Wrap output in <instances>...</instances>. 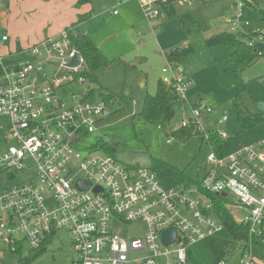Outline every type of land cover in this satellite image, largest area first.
<instances>
[{
    "label": "built area",
    "instance_id": "built-area-1",
    "mask_svg": "<svg viewBox=\"0 0 264 264\" xmlns=\"http://www.w3.org/2000/svg\"><path fill=\"white\" fill-rule=\"evenodd\" d=\"M137 1L150 23L167 9H190L195 2ZM244 8L245 2L236 0L227 24L264 58V28L245 21ZM78 34L72 27L4 53L10 36L0 26V167L13 177L32 172L0 190V252L17 253L21 245L37 251L66 231L80 257L77 264H189L188 249L225 228L211 198L221 196L230 201L229 210L244 211L242 218H233L248 230L249 240L230 254L240 252L238 264H258L256 250L264 247V137L230 155L219 156L211 148L205 175L194 190L167 189L151 169L122 166L110 155L82 158L75 150L80 135L98 131L113 109L104 99H94L86 58L74 40ZM49 66L54 70L47 73ZM161 82L175 90L186 108V94L194 85L186 69L168 61ZM190 111L180 127H194L209 142L213 130L203 119L213 108L199 101ZM218 135L228 139L225 132ZM78 182L91 187L80 189ZM135 221L145 224V235L125 237L123 224ZM170 228L176 239L165 246L162 234ZM216 264L230 263L222 259Z\"/></svg>",
    "mask_w": 264,
    "mask_h": 264
},
{
    "label": "rangeland",
    "instance_id": "rangeland-1",
    "mask_svg": "<svg viewBox=\"0 0 264 264\" xmlns=\"http://www.w3.org/2000/svg\"><path fill=\"white\" fill-rule=\"evenodd\" d=\"M235 1L195 0L192 8L179 6L175 17L163 11L152 23L146 19L137 0H92L86 4L87 11H93V17L79 24V30L88 33L92 43L110 63L109 67L94 73L97 82H89L88 86L95 91V101L104 99L106 94L114 99L109 102L113 115L103 120L99 130L80 135L75 150L82 158L90 154L110 155L122 166L151 170L155 162H162L185 173L187 180L179 185L180 189L194 190L205 175L211 149L200 134L184 142L167 136V132L180 126L182 118L191 116L190 107L197 100L214 110L204 118L211 121L205 123L206 126L227 134L226 155L264 137V123L242 132L234 109L238 99L243 110L260 114L264 119V111L259 112L257 107L259 103L264 104V58L259 59L253 53L247 67L237 71L228 66L234 52L232 47L208 44L215 35L232 34L227 20L233 16ZM255 1L259 11L246 2L244 19L252 27L264 28V21H261L264 0ZM1 10L10 14V28L5 25L2 28L9 31L14 43L18 39L22 48L31 47L36 39L68 29L72 25L70 19L74 18L72 8H67L65 0H6L3 7L0 4ZM182 21L186 28L182 27ZM176 51L181 57L170 58ZM169 60L182 65L193 77L194 85L186 94L187 110L183 112L181 107L177 108L173 121L163 126L149 122L139 114L145 97L156 94L162 70ZM53 70L49 66L47 73ZM224 117L227 118L225 122L222 121ZM103 140L109 142L105 147H101ZM110 150L116 152L110 153ZM30 173L29 170L13 177L0 167V190L25 181ZM230 210L237 218L244 215L242 209ZM145 230V224L140 221L123 224L125 237L144 236ZM189 250L200 264L214 263L205 241L192 245ZM239 256L240 252H236L228 261L235 264ZM79 260L71 236L66 231H59L33 264H77ZM261 261L264 264V260ZM257 263H260L258 258ZM0 264H19V255L0 252Z\"/></svg>",
    "mask_w": 264,
    "mask_h": 264
},
{
    "label": "trees",
    "instance_id": "trees-1",
    "mask_svg": "<svg viewBox=\"0 0 264 264\" xmlns=\"http://www.w3.org/2000/svg\"><path fill=\"white\" fill-rule=\"evenodd\" d=\"M49 1V0H42ZM245 3L247 2L250 6H253L257 11H259V4L255 2H251L250 0H243ZM92 0H78V7H82L86 4H90ZM170 17H174L175 13L171 9H167ZM264 15V11L262 10ZM92 11H89L85 14H80L78 16L77 21L72 24L71 27L78 28L79 24L87 21L92 17ZM264 20V19H263ZM182 27L186 28L187 25L185 22H181ZM74 39L77 47L81 50L83 55L86 58L88 72L87 77L90 82H97L94 73L103 68L109 67L110 63L103 56V54L99 51V49L92 43L91 39L87 34L80 32ZM208 44L210 46L214 45H223L230 46L234 49V52L231 54L230 59L228 60L229 68H233L237 71H243L245 67L248 65V61L253 54L252 48L248 45V43L244 39H240L235 34H227L223 33L220 35H215L211 39L208 40ZM181 57V56H180ZM170 58L176 59L178 57H173L170 55ZM177 62V61H176ZM94 90V89H93ZM93 94V91L91 92ZM113 96L106 94L104 96V100L108 103L112 101ZM179 96L171 87L166 86L161 82V80L157 84V91L155 95H147L143 102L142 110L139 114L140 117L149 121V122H158L163 124V126L169 125L176 116L177 108L181 107L184 112L183 106ZM234 109L237 113V118L239 124L241 126L242 132H246V130L254 128L255 126L264 123V119L260 116V114H252L248 110H243L239 105V100L237 99L234 102ZM167 136H170L174 139H178L184 142L191 140L194 136H196V132L194 127L189 128H181L178 126L173 130H169L167 132ZM203 142L205 141L202 137ZM227 140L223 139L218 135V131H213L211 135L210 141L206 142L219 156H224V151L227 146ZM103 142V141H102ZM106 143H103L101 147H105ZM114 150H110V153H113ZM156 174L158 175L162 185L167 188H180L179 185L183 184L184 181L187 180V176L185 173H182L178 169L173 166L164 164L162 162H155L151 167ZM152 170V171H153ZM201 182V181H200ZM198 183V185L200 184ZM215 206L213 207L214 215L221 221L224 225V230L219 235L209 238L205 241V245L209 254L211 255L214 263L221 261L226 258L227 255H230V251L235 250V247L239 243L247 242L249 240L247 227L238 224L235 222L233 215L230 210L226 207L230 201L222 198L221 196L211 197ZM259 245V243H257ZM45 250V245L43 248L37 251H33L26 246L21 245L17 251L19 255V264H33L36 260H38L41 255H43ZM259 259L264 260V247L259 246L255 253ZM188 263L189 264H200L195 260L190 250L187 252Z\"/></svg>",
    "mask_w": 264,
    "mask_h": 264
},
{
    "label": "crops",
    "instance_id": "crops-1",
    "mask_svg": "<svg viewBox=\"0 0 264 264\" xmlns=\"http://www.w3.org/2000/svg\"><path fill=\"white\" fill-rule=\"evenodd\" d=\"M66 1V5H67V8H72V11H73V13H74V18H72V19H70V23L71 24H74L77 20L75 19L76 18V16H77V19H78V16L80 15V14H85V13H88L89 11H87V8H85V6L86 5H84V6H82V7H79V9H77V11H76V4H77V2H78V0H65ZM251 2L253 1V2H255V3H257V1H255V0H250ZM6 3V0H0V4L2 5V7H3V5ZM138 4H139V2H138ZM258 4V3H257ZM139 6H140V4H139ZM251 7H253V6H251ZM75 8V9H74ZM141 8V7H140ZM177 9L178 8H174V9H171V12L173 11L174 13H175V15H174V17L177 15ZM90 11H92V10H90ZM170 11V10H169ZM92 14H93V11H92ZM166 14H168L169 15V13L167 12ZM0 15H1V19H2V23H1V19H0V26H1V28L2 27H4V25L5 26H7V29H9L10 28V14L8 13V12H5V11H0ZM115 15V14H114ZM92 17H93V15H92ZM91 17V18H92ZM90 18V19H91ZM90 19H88V20H90ZM263 19H264V17H263ZM261 20V21H264V20ZM87 20V21H88ZM86 22V21H85ZM83 23V22H82ZM82 23H80V24H82ZM70 25V24H69ZM69 25H67V27L66 28H68L69 27ZM72 26V25H71ZM258 27H262V26H258ZM65 28V27H64ZM4 28H2V30H3ZM13 29V28H12ZM4 30H6V29H4ZM78 30H79V27H78ZM7 31V30H6ZM80 31V30H79ZM9 32V31H8ZM13 32V31H12ZM11 32V33H12ZM61 31H59V32H57V33H55V34H51V36H55V35H58L59 33H60ZM80 32H82V31H80ZM84 33V32H83ZM87 35H88V33H86ZM234 34V33H233ZM236 35V34H235ZM88 37H89V35H88ZM239 37V36H238ZM90 38V37H89ZM241 40H242V38L241 37H239ZM44 38H40V39H36V41H34L35 42V44H37V43H39L40 41H42ZM17 41V43H14V39H12V37L10 36V42L6 45V47L3 49V52L4 53H7V52H13V51H15V50H20L22 47H19V40L17 39L16 40ZM95 44V43H94ZM27 48H29V47H27ZM22 49H25V48H22ZM253 50V49H252ZM176 52H179V51H176ZM180 53V52H179ZM253 53L255 54V52H254V50H253ZM172 55V54H171ZM180 56H181V53H180ZM179 56V57H180ZM169 61H172V60H169ZM256 61H258V60H256ZM174 62V61H173ZM177 63V62H176ZM189 75H190V73H189ZM191 76V75H190ZM193 78V77H192ZM143 87L145 86L144 84L142 85ZM114 99V98H113ZM113 101V100H112ZM199 101H202V100H197V102L196 103H198ZM135 103V102H134ZM196 103H195V105H196ZM184 110V112L187 110V107L185 108V109H183ZM259 110V109H258ZM259 112H262V111H260L259 110ZM206 120V119H205ZM204 119H203V121H204V125H205V127L207 128V129H209V130H213V131H218L217 130V128L216 127H207L206 126V124L205 123H210L211 121L210 120H207V121H205ZM214 123H215V121H213ZM225 122V121H224ZM217 124V123H216ZM259 139V138H258ZM242 146V145H241ZM240 146V147H241ZM210 147V146H209ZM210 149H211V147H210ZM225 152V151H224ZM224 155H226V154H224ZM154 172V171H153ZM155 173V172H154ZM158 176V175H157ZM196 186H198V184L196 185ZM231 211V210H230ZM232 214V213H231ZM233 215V214H232ZM50 240H48L47 241V243L49 242ZM257 251V250H256ZM234 256V254H230V255H227V257L226 258H224V259H228V260H230L231 259V257H233ZM257 258H258V260H259V264H263V263H261L262 261H261V259H259V257L258 256H256ZM239 259H240V256H239V258H238V260L236 261V263L235 264H238V262H239ZM230 263V262H229Z\"/></svg>",
    "mask_w": 264,
    "mask_h": 264
},
{
    "label": "water",
    "instance_id": "water-1",
    "mask_svg": "<svg viewBox=\"0 0 264 264\" xmlns=\"http://www.w3.org/2000/svg\"><path fill=\"white\" fill-rule=\"evenodd\" d=\"M172 56L173 57H179L180 53L179 52H174V53H172ZM74 65H77L76 59H74ZM257 107H258V109L260 111H262V112L264 111V104L263 103H259ZM114 152H116V150H114ZM77 186L80 189H84V190H89L90 187H91L90 184H83L81 182H78ZM95 191L99 192L100 188H97ZM222 196L226 197V194H223ZM175 239H176V232H175V230L173 228L167 229L162 234V243L165 246L172 244L175 241Z\"/></svg>",
    "mask_w": 264,
    "mask_h": 264
}]
</instances>
